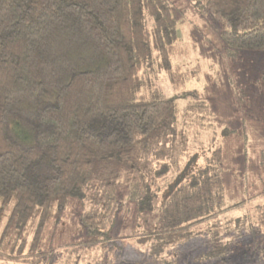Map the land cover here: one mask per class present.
I'll use <instances>...</instances> for the list:
<instances>
[{"label":"trees","instance_id":"trees-1","mask_svg":"<svg viewBox=\"0 0 264 264\" xmlns=\"http://www.w3.org/2000/svg\"><path fill=\"white\" fill-rule=\"evenodd\" d=\"M196 5L227 56L264 50V0ZM180 16L169 0H0L4 264H135L120 260L117 239L130 206L128 238L146 264H231L237 232L264 255V190L228 203L222 145L199 140L203 105L178 113L177 99L198 96L173 63ZM161 73L174 95H164ZM72 200L77 237L57 243ZM201 237L198 253L171 254Z\"/></svg>","mask_w":264,"mask_h":264},{"label":"rangeland","instance_id":"rangeland-1","mask_svg":"<svg viewBox=\"0 0 264 264\" xmlns=\"http://www.w3.org/2000/svg\"><path fill=\"white\" fill-rule=\"evenodd\" d=\"M169 1L182 10L177 26L179 53L173 63L186 72L182 89L198 94L189 100L177 99L178 113L182 115L185 106L195 101L203 105L204 121L199 119V113L194 118L201 120L197 125L199 140L204 144L214 136L222 145L227 202L248 200L264 190V50L242 51L235 58L227 56L225 43L197 7L198 0ZM158 80L164 95L175 94L164 74H159ZM188 113L193 116L192 110ZM259 199L264 203V196ZM254 201L250 200L245 210L253 209L250 207L257 203ZM79 212V203L72 200L59 224L57 243L77 237ZM135 219L132 206L117 216V239L123 246L120 260L146 264L145 251L128 238L135 230ZM254 239L249 233L231 236V264H264V255L253 250ZM205 247L201 237L175 247L171 254H196Z\"/></svg>","mask_w":264,"mask_h":264}]
</instances>
